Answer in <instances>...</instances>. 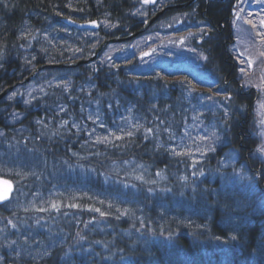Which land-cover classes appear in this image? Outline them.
I'll use <instances>...</instances> for the list:
<instances>
[{"label":"bare ground","instance_id":"obj_1","mask_svg":"<svg viewBox=\"0 0 264 264\" xmlns=\"http://www.w3.org/2000/svg\"><path fill=\"white\" fill-rule=\"evenodd\" d=\"M117 1V4L101 8L105 0L89 1V3L93 4V7L86 6L89 3L85 2V0H68V6L76 7L79 10L77 11L79 13L76 14L79 15L64 17L62 16L63 13H60L61 11H56V6L52 13H50L51 10L49 11L50 15L47 13L48 15L46 18H41L39 17L40 15L38 16V14H35L34 20L36 22L28 19L24 24V29L26 24H30L33 29H44L45 33H49L47 31H50L51 34L53 32L61 34L58 39L53 40L46 37V40L48 39V42L51 43L49 48L44 49L42 41L41 44H32V48H30V50H28V47L25 45V40H21L19 41V44H17V47L15 45L12 50L10 49V51H8L10 54L4 53L0 56V107H2L0 110V130L3 132V139L0 140V147L14 154L17 160L23 161L24 163L30 164L31 166H35L33 164L37 165L41 163V161H44L45 157L42 155V153L44 154V148L46 147L45 141L47 143V140H45L46 138L43 139L42 135L40 134H45L47 129H51L55 131L57 135L62 134V136L66 138V140L63 142L61 155L57 157L51 156L53 157L55 166L60 165L68 153L77 157H83L84 159L90 154L96 157V165L104 177L108 179L122 178L124 181L127 179L126 175L118 174L115 167L119 164H127L133 158L129 149L130 143L126 145V148H128L126 151L125 149H120L119 155H116L115 151L112 149H102L103 146H109L112 144H104L100 146L90 145L89 147L84 144L81 147L80 142L81 140H84L83 136L78 137L79 139L76 140V136L73 134V132H76L75 130L72 131L68 128L57 129L55 128L56 125L51 124L49 121V116H52L55 119H57V116L61 118H66V116L63 114L56 115L48 112L45 109V107L50 109L51 104L49 103L51 100L61 101L68 107L69 114L76 115L77 118H80L78 110H80L83 96L81 94H76V87L90 83L88 78L89 74L92 72V69H100V71H104V74L108 77L110 74H112V77L115 78V86H123L125 84L127 73L129 71L137 74L136 77L139 82L138 88L142 86L140 92L132 91L128 97V100L125 102L128 104L131 113H135L136 120L138 118L136 117L137 115L146 116V124L136 135H128L122 140L125 141L134 139L144 130L141 134L142 139L148 145L153 146V148L156 147L158 152L155 151L151 153V155L157 158L159 163L149 165L146 162H141L138 160H132L131 162H139L152 168L163 169L169 172L171 170L173 172L175 171L174 166H178L179 164L178 160L170 157L168 152L161 147L162 138H160V135H163V125H178L179 127L180 124L184 123V118L188 114L189 105L187 106L183 104L181 99L182 95L178 89L181 88V85H184H180L182 79H184L185 82L186 79L189 78L194 81V85L188 83L186 84L190 90L195 91V89H201L203 87H215V90L221 94L217 96V98L221 99L222 95H226L228 97V103H231L232 107L234 106L233 103L236 104L239 102H250L248 106L250 111L254 112L256 110L255 107L257 106V103L262 99V96H260V91L256 89L255 85L251 86L252 90L250 87H247L246 81L248 80V77L245 74L240 73L242 64H240V61L236 60L234 56V51H237L235 40L233 37H230L231 41L230 45H228L226 44V39L224 38V34L232 30L233 25L236 22L235 16L237 13L239 14V6L243 0H129L127 3L126 0ZM96 4L99 7H97ZM211 4L222 6L223 11L227 10L226 13L221 16L222 22L220 21L221 24L219 26H216L214 24L215 21L210 19V16L207 14V12L204 13L202 11L203 9H201L203 7L209 9ZM26 6L30 8L33 7L32 3H28ZM3 10L4 7L0 6V11ZM14 11H17L19 14H21L25 10L15 9ZM179 15H181V17L178 19V21L181 22L184 21L183 18H187L191 21L188 23L189 29L198 30L202 36L195 39L194 44V38H191L189 43L186 42V45L189 48H192L193 51L190 49L188 54H183L184 59L175 64L176 61L169 59L168 56L178 50L176 45V37L182 36H180V34L173 35L174 38H169L168 42H166L163 38L169 37L171 34L170 32L174 33V31L169 30V26L172 19ZM94 18L97 20L92 21ZM99 21H104L105 26L101 25L102 23L100 24ZM224 24H227V31H225L226 26ZM80 25H83V27H80ZM75 29L87 33L88 37L83 36V38L80 39V36ZM93 33L94 35H92ZM70 34L72 40L68 36ZM74 44L76 47L72 46ZM133 45H139L141 47H148L151 45L157 47L164 54L170 53L165 60L162 59L163 64L165 61H169V63L164 64V66L160 68L161 72H165L161 78L156 79L160 74V72L157 73L158 70H151L149 73L144 71V74L139 73L138 71L136 72L132 68L128 60L130 58L137 60V58L140 57L139 53L142 51V48L135 50ZM219 48L228 49L229 55L231 54L234 57L235 63L233 71L236 72V81L239 88L241 89L240 92L236 89L229 88V85L226 82L224 86V82L220 79L222 76L219 74V71L217 73L220 77L217 74L209 71V68L214 69L215 64L213 62H215V60H212V58L215 57V49ZM184 49H186V47ZM36 50L38 51L39 58L37 56L36 61L29 62L28 59L24 57L25 53L28 51L32 54H35L37 52ZM76 50L78 54H76ZM110 51L116 52L119 57L126 59L127 61L116 59L114 63H111L109 60L111 56L108 54ZM93 55L95 57H93ZM120 55H124L125 57ZM99 64L103 65V67H100ZM12 65H21L20 67H23L22 73H16V69H18V67L13 68ZM170 69L171 71L176 69H185V74L190 75L189 73H192L193 75L186 76V78H182L180 75H174L173 80L171 81L170 77L177 71L169 73ZM69 71L77 74L72 86L73 89H71L70 93L55 91L54 94L52 91L47 90L44 97L37 99L36 102L32 104L31 102L26 101V97H22L17 93L21 89H27L35 86L34 84H38L42 77L53 76L55 73L59 72H65L68 74ZM194 71H196L197 74H195ZM200 77L204 78L199 80ZM103 80L108 81L106 77H103ZM147 85H153L155 87H144ZM192 86L195 89H193ZM165 91L169 93V97H164ZM236 91L238 92L236 93ZM197 93L201 94V90H198ZM121 97L126 98L127 93L122 92ZM73 100L75 107L71 106L70 104ZM104 101L106 102L104 108L109 113L111 111V101L107 102L109 99ZM151 105H153L159 112L163 113L161 119L157 118V111H155L154 117H148L146 115V113L149 112ZM253 105L255 107H253ZM186 108L188 111L185 110ZM81 109H84V107ZM235 114L236 113H232V115ZM22 115L25 117L22 123H27L31 131L30 134H17L13 133V130L15 129L11 130L13 127H15L12 126V124L17 123L19 117ZM240 116H244V114H241ZM13 118L16 119L15 122L10 123L9 121ZM233 118H235V116ZM28 119L30 121H28ZM37 120L39 123H35ZM29 122H31L30 125L28 124ZM74 124L75 123L71 124V127L76 129ZM35 132L37 133L35 134ZM26 135H29V137ZM239 135V133L229 135L228 141L231 146L235 145V137L239 138ZM35 136L37 140H35ZM256 147L257 145H255V148ZM90 164L91 163L87 164V162L84 160L82 164L76 165V168H79L81 173L79 180H83L84 174H89L88 179L90 182H86L85 184L89 186L91 183L94 185L97 184L98 186H96L102 190L103 188L101 184L97 181L99 178L94 174V170L89 166ZM64 168L66 169L67 167L65 166ZM259 169L261 171L258 174H253L251 172L250 176L247 175L248 178L260 183L261 176L264 178V165H259ZM171 175L172 174L169 175L171 177L169 184L178 182V186L176 188H171L168 185L167 190H164L165 195L171 196L175 192V197L184 199L185 202L191 201V205L196 208L198 207V203L202 202L206 209H210L209 207H211V215L224 218L226 215V209L224 207H219L214 202V200L217 198L215 196V189L218 187L217 185L215 186L210 184L209 180L207 179L198 182L194 178L187 177L186 174L182 175L185 177V181H183L181 178L180 180H177ZM60 178H65V176L58 175L57 180ZM0 179L9 182L12 185V191L9 193L10 197L8 200L0 203V210H7L5 207L11 205L17 198L21 187L28 188L24 190V192L31 195L33 192H44L49 190L52 187L47 184L49 181L52 182L53 185H60V183L56 181L53 174L48 176L46 182L44 180L37 182L38 180L33 178V176L30 178H16L10 174L5 175L1 173ZM71 180H77V178L73 177ZM139 180L143 181L141 179ZM129 184H126L121 188H125ZM114 194L119 195L117 192ZM121 195L124 198L133 199V197L130 195ZM62 197L59 199V201L65 203V200H61ZM137 197V199L147 208L145 200H142V197ZM172 200L174 201V199ZM71 201L72 197L70 198V202ZM85 203L88 202L86 201ZM59 205L60 206L55 210L48 211L54 213L53 211L60 209V213L67 215L65 210H63L66 208V206H64V204ZM71 206H73L75 211L81 210L80 204H71ZM86 206H93L95 208L97 207L93 203H88ZM2 207H4V209H2ZM110 209L116 210L114 208ZM9 211L12 213H6L7 219L2 221L0 226V238L4 243L3 247L0 246V264H35L34 262H28L26 259L27 257L14 255L12 251L13 242L8 240L7 230L12 224H16L17 226L19 225V221L22 220V214L34 212L36 210L25 211L16 207ZM117 212L121 219L125 218L129 214H134L132 211H129V213H123L124 209L122 212ZM75 213H78L79 218L76 219V217H74L73 223H78L80 231L84 230L83 232L87 234L88 239L82 238V241L79 243V241H77L80 239L79 234L76 232V230L71 228V231H74L72 236H69L67 232H63L62 235L64 237L61 245L58 246L52 242V245L54 246L50 249V251L44 256L34 260L40 261L42 264H44V262L47 261L45 259L54 258L55 253L59 251L61 246L62 248H66V251H68L72 245H77L81 246V248L85 247L87 249V251L81 249V256L86 264H91V260L93 262L96 261L94 264H104L106 262L107 259H105V251L108 247L106 246L104 240L105 236L108 235V232L107 229H104V225L101 228L98 227L99 223L103 224L104 222L101 216L98 214L91 215V213L88 211H78ZM172 213H175V211H172ZM191 219L193 218H190L182 225L185 229L190 227L189 225L191 224L189 223L193 221ZM58 224L62 226L60 218H58ZM199 227H202V224H199L198 227L195 225L194 228ZM19 229L15 228L13 233L16 234ZM202 229L203 228L200 230ZM248 230L250 231L251 228ZM258 237H260V235ZM97 239H99V241H96ZM261 240L264 241V237L261 238ZM28 258L33 260V258ZM64 259L65 257L63 258L62 262L66 264L69 258L65 260ZM72 259L76 261V258ZM193 261L194 254H191L186 258V260H184V262H187L188 264H192Z\"/></svg>","mask_w":264,"mask_h":264},{"label":"rangeland","instance_id":"obj_2","mask_svg":"<svg viewBox=\"0 0 264 264\" xmlns=\"http://www.w3.org/2000/svg\"><path fill=\"white\" fill-rule=\"evenodd\" d=\"M239 8V14L237 13L236 22L231 32L237 49V51H234V56L242 64L240 73L248 77L246 81L247 87L251 88L252 85H255L256 89L260 91L261 96V93L264 94V0H243ZM180 17L181 15L173 19L171 18L172 21L169 30L174 31V33L170 32L169 37L163 38L168 42L169 38H174L173 35L180 34L182 36L176 37L178 50L175 53H169L170 55L164 54L157 47L151 45L148 47L133 45L135 50L142 48V51L139 53L140 57L137 60L131 58L128 60L136 72L144 73L146 71L149 73L151 70H158L157 73L160 72V74L156 79H159L165 73L163 71L161 72L160 68L164 64L169 63V61H165L163 64L162 59L165 60L169 55V59L176 61V64L184 59L183 54H188L190 49L192 50V48L186 45V42L189 43L191 38H194V44V40L201 37L202 34L198 30L189 29L188 23L191 21L187 18H183L184 21H178ZM99 23L105 26L104 21H99ZM76 31L80 39L83 36L88 37L87 33L81 30ZM47 32L49 33H45L44 29H33L30 24H26L23 31V39H25V45L28 47V50L32 48V44H41L42 41L43 48L47 49L51 43L48 42V39L46 40V37L57 40L61 35L57 32H53L52 34L50 31ZM68 36L72 40L71 34ZM72 46L76 47L75 44ZM185 47L186 49H184ZM76 54H78L77 50ZM108 54L111 56L109 58L111 63H114L116 59L126 60L119 57L116 52L110 51ZM37 56L38 51L35 54L27 51L24 57L30 62L36 61ZM120 56L125 57L124 55ZM99 66L103 67L100 64ZM169 71V73L177 71L170 77L171 81L174 75H180L182 78L193 75L189 72L187 73L190 75L185 74V69H176L173 71L170 69ZM194 73L197 74L196 71ZM76 76L77 74L72 71H69L68 74L65 72L55 73L53 76L42 77L38 84H34L35 86L21 89L17 93L22 97H26V101L32 104L37 99L44 97L47 90L52 91L54 94L55 91L70 93L71 89H73L72 86ZM203 78L200 77L199 80ZM187 83L194 85V81L191 78L186 79V82L182 79L180 85H184H181L182 89L178 88L182 95L181 99L183 104L189 105V111L187 108L185 109L188 111V114L184 118V123L180 124L179 127L178 125H163V135H160V138H162L161 147L168 152L170 157L179 161L178 166H174L176 172L173 171L171 176L177 180L181 178L185 181V177L182 175L186 174L187 177L194 178L198 182L207 179L210 184L217 185L218 187L215 189V196L217 198L214 202L219 207L226 209V215L221 221L222 224L229 225L233 230H237L240 223L245 224L247 222L250 226L254 224L259 229L262 228L264 226V201L257 197L259 192L256 189V193L253 194L247 180L251 172L255 174L249 165L253 162H258L259 159L255 158L253 151L248 152L246 157H242L239 150L230 145L228 141L229 137L226 136L227 127L229 126L228 119L232 113L239 111L238 106L232 108L231 103H228V97L226 95H222L221 99H218L217 96L221 94L215 90V87L195 89L192 86L195 89L193 91L187 87ZM76 90V94L83 96L80 110H78L80 118H77L76 115L69 114L68 107L61 101L51 100L49 103L51 104L50 109L54 112L48 107H45V109L50 113L66 116V118L57 116V119L49 116V121L51 124H55V128L57 129L68 128L72 131L75 130L76 132H73V134L76 136V140L79 139L78 137L83 136L84 140L80 142L81 147L84 144L87 147L90 145L100 146L113 144L128 135H136L146 124V116L137 115V121L135 119V113H131L128 104L121 98L118 100L117 98L112 99V97L109 99L106 94L94 95L92 92L93 88L88 83L79 85L76 87ZM196 90H201V94L197 93ZM164 97H169L167 91L164 92ZM107 99H109L107 102L111 101L110 115L104 108V105H106L104 100ZM70 104L75 107L74 100ZM82 107L85 110L81 109ZM253 114L255 127L259 134V141L255 145H259L260 152L264 153V100L261 99L257 103L256 111ZM233 117L232 115V119ZM24 118L22 115L17 121L18 124H12V126H15L11 129H15L13 133L30 134L31 131L27 123H22ZM15 120L13 118L9 122L13 123ZM35 123H39V121L37 120ZM73 123H75L74 126L76 129L71 127ZM1 139H3V132L0 130ZM154 149L158 152L156 147ZM260 152L257 153L264 159V156ZM215 155H218L217 158L214 157ZM72 156L75 157L74 155ZM210 159L211 164L209 163ZM16 160L17 158L14 154L0 147L1 174H10L16 178H30L36 173L37 166L33 167L23 161ZM80 161L77 160L75 163L74 160H70V162L75 164H79ZM61 163L65 166H70L63 162ZM115 169L118 174L126 175L127 177L125 181L122 178L116 179V184L120 186H125L139 179L149 184L157 183L168 186L171 179L166 173V170L152 168L139 162L130 161L127 164H119ZM65 175L67 178L60 182V185H53L51 182L50 187H52L44 192L36 190L37 192L29 195L24 192L28 188L21 187L19 195L13 203L5 207L7 210H12L16 207L25 211L36 210L33 212V215L25 216V218H31L30 221L22 219L19 221L18 226L12 224L7 230L8 240L13 242L12 251L14 255L37 259L50 251L54 246L52 242L55 245H61L64 236L59 231L58 226L55 223L50 225L49 229L51 231L44 227L48 219H54L55 216L48 217L42 213V211L48 212V210H55L60 206L59 204H64L66 207H73L71 204H80V202L87 201L96 206L98 204L107 207V209L114 208L120 212L124 209L123 213L132 211L134 214L131 215L138 220L152 221L158 228L166 226L173 228L176 225L184 224L190 218H193L191 219L193 221L189 223L191 226L195 227L197 225L198 227L199 224L204 226L208 220L206 213L212 214L210 211L211 207H209L210 209H206L202 202L198 203L197 208L193 207L191 201L185 202L184 199L175 197V192L171 196L163 195L149 201L148 205L151 207L149 209L137 199V196L130 195L133 199H129L122 197L121 194H114L115 191L111 189L112 186L107 185L106 187L105 185L102 187V190L93 189L91 185L85 184L89 180V174H84L82 181L79 180L80 172H67ZM73 177L77 178V180H71ZM68 180L69 182H67ZM109 180L105 178L106 182ZM61 197V200H65L66 204L59 201ZM71 197L72 201L70 202ZM78 211L72 210L71 212ZM172 211H175V213H172ZM73 216L76 219L79 218L78 213H74ZM102 226L100 223L98 224L99 228ZM15 228H20L16 234L13 233ZM262 234H264V231ZM263 237L264 235L260 234V238ZM262 247H264V244L260 243V254Z\"/></svg>","mask_w":264,"mask_h":264},{"label":"trees","instance_id":"obj_3","mask_svg":"<svg viewBox=\"0 0 264 264\" xmlns=\"http://www.w3.org/2000/svg\"><path fill=\"white\" fill-rule=\"evenodd\" d=\"M89 1L92 0H85L87 3H89ZM127 2H129V0H126V3ZM28 3H32L33 7H27L26 4ZM117 3V0H105L101 8ZM0 6L4 7V10L0 11V56L4 53L10 54L8 52L10 49L12 50L15 45L17 47L19 41L25 40L23 39L24 24L28 19L36 22L34 20L35 14H38V16L40 15L39 17L41 18H46L48 15L47 13H49L50 10V13H52L55 9V6L56 11H61L60 13H63L62 16L64 17L71 15L76 16V13H79L77 12L79 10L76 7L68 6V0H0ZM86 6L93 7V4L89 3ZM96 6L99 7L97 4ZM15 9H21L25 11L19 14L17 11H14ZM201 9H203L202 11L204 13L207 12V14L210 16V19L215 21L214 24L216 26L221 24V16H223V14L227 11H223L222 6L214 4H211L209 9L206 7ZM95 20L97 19L94 18L92 21ZM224 25L226 26L227 24ZM221 29L224 30L223 28ZM226 29L227 26L225 31H227ZM230 37H232L231 30L224 34L226 44L228 45H230ZM214 54L215 57L212 58V60H215V62H213L215 64L214 69L209 68V71L217 75V72L219 71V74H221L223 79L219 75L218 76L224 82V86L226 82L229 85V88L236 89L240 92L241 89L239 88L236 81V72L233 71L235 63L234 57L231 54L229 55L228 49L225 48L215 49ZM20 66L12 65L13 68L18 67V69H16V73L18 74L22 73L23 70V67ZM103 77H106L109 82L106 80L104 81ZM88 79L90 83L96 86L97 91L107 94L109 99L111 97L112 99L115 97L122 98L121 93L126 92L127 97L122 98L126 101L128 100V97L132 91L140 92L142 87L140 86L138 88L139 82L137 77L131 74V72L129 76L126 77V82L123 85L125 87L115 86V78L112 77V74H110L108 77L104 74V71H100V69H92ZM144 87L151 88L155 86L147 85ZM238 91H236V93ZM249 104L250 102H239L236 104L233 103V108L238 106L240 110L245 109V111H243V113L236 112V114L233 115L235 118L229 121L228 130L226 132V136L228 137L231 134H240L239 138L235 137V145L232 146L239 150L242 157H246L248 152L253 151L255 149L256 143L255 139L252 138L254 124L250 115V110L248 107ZM1 109L2 107H0V110ZM155 111H157V118L161 119L163 113L159 112L153 105H151L150 110L148 113H146V115L148 117H154ZM238 114H244V116H240ZM28 121L30 120L28 119ZM30 123L31 122L28 124L30 125ZM142 132L134 139L117 141L112 145L103 146L102 149H112L115 151L116 155H119L120 149H125L126 151L128 149L126 148V145L130 143L129 149L133 156L131 161L138 160L141 162H146L149 165L159 163L157 158L151 155V153L155 152L153 146L148 145L142 139ZM36 133L37 132H35V134ZM40 135H42L43 139L46 138L45 140H47V143L45 141L46 147L44 148V154L42 153V155L45 157L44 161H41V163L37 165L33 164L37 166L36 173L33 175V178L38 180L37 182L40 180H44L46 182L48 176L53 174L56 181L60 183L67 178L65 175L67 172H80V169L76 168V165L82 164L85 160L87 164L91 163L89 166L94 170V174L99 178L97 181L102 187L105 185L107 187L108 185L112 186L111 189H113L115 193L117 192L123 195L142 197V200H145L147 208L149 209H151V207L148 205L147 201L149 202L151 200L157 199L159 196L165 195V191L163 189L167 190L166 187L168 188V186L157 183L149 184L146 181L138 180L127 185L125 188H121L122 186L116 184V179H110L108 182H106V177L103 176L102 172L96 165V157L90 154L84 159L80 156H75L77 157L75 158L72 156V154L68 153L62 162L70 166H66V169L64 168L65 165L62 163L58 166H55L53 157L51 156L57 157L61 155L64 137L62 134L57 135L55 131L51 129H47L45 134ZM26 136L29 137V135ZM36 136L34 137L35 140H37ZM70 160H74L75 163L77 160L81 161L79 164H75L70 162ZM259 165L260 164L258 162H253L249 165V167H252L253 171L258 174L261 171L259 169ZM166 172L169 175L172 174L171 170L170 172ZM58 175H64L65 178H60L57 180ZM67 182H69V180ZM88 182L90 181L88 180ZM50 183V181L47 182L49 186ZM177 183L174 182V184H169V187L176 188L178 186ZM260 184L264 187V178H262V176ZM96 185L91 183L93 189L99 190L97 187L98 185ZM87 204L88 203L80 202L81 210L79 211H88L91 213V215L98 214L101 216L102 220L104 221L101 225H104V229H107L108 232V235L105 236L104 240L106 246L108 247L105 251V259L107 260L104 264H188L187 262H184V260H186V258L191 254H194V261L192 264H264V247L261 249V254L259 250L260 243L264 244V241L258 237L264 231V226L259 229L258 226H255L253 223H251L253 225L250 226V224L247 222L245 224L240 223L239 228L237 230H233L229 225H224L221 223L222 219L224 218L206 213L208 220L205 222V226L199 228H194V226L189 225L190 227L185 229L182 226L183 224L176 225L177 227L174 226L173 228L169 226L158 228L152 221L141 222L131 214L121 219L118 212L115 210L107 209L102 205H97L96 208L93 206H86ZM2 209H4V207H2ZM71 209L74 210L73 207H66L63 209L67 215L60 213V209H57L54 211V213L50 211H42L44 216H55L54 219H48V222L44 224V227L50 230L49 226L55 223L61 233L67 232L69 236L74 234V231H71V228H73L79 234L80 239L77 241L80 243L82 238L88 239V236L83 232L84 230L80 231L78 223H73V214L75 212L72 213ZM6 213L12 212L9 210H0V226L2 221L7 219ZM26 215H33V212L22 214L21 218L23 220L30 221L31 218H25ZM58 218L61 219L62 226L58 224ZM201 228L203 229L200 230ZM249 228H251L250 231L248 230ZM96 241H99V239ZM0 246H4L1 238ZM81 249L87 251L85 247L81 248V246L77 245H72L68 251H66V248H62L61 246L59 249L60 252H56L54 258L52 259H45L47 261H45L44 264H64L62 262L64 257L65 259L69 258L66 264H86V262L82 259ZM72 258H76V261ZM26 259L28 262L42 264L40 261H36L34 259ZM95 262L91 260V264H94Z\"/></svg>","mask_w":264,"mask_h":264},{"label":"water","instance_id":"obj_4","mask_svg":"<svg viewBox=\"0 0 264 264\" xmlns=\"http://www.w3.org/2000/svg\"><path fill=\"white\" fill-rule=\"evenodd\" d=\"M80 27H83V25H80ZM93 57L95 56L93 55ZM11 191L12 185L9 182L0 179V203L8 200Z\"/></svg>","mask_w":264,"mask_h":264}]
</instances>
